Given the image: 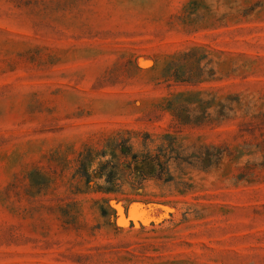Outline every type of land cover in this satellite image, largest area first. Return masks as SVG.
Listing matches in <instances>:
<instances>
[{
  "label": "rangeland",
  "instance_id": "1",
  "mask_svg": "<svg viewBox=\"0 0 264 264\" xmlns=\"http://www.w3.org/2000/svg\"><path fill=\"white\" fill-rule=\"evenodd\" d=\"M0 264H264V0H0Z\"/></svg>",
  "mask_w": 264,
  "mask_h": 264
}]
</instances>
